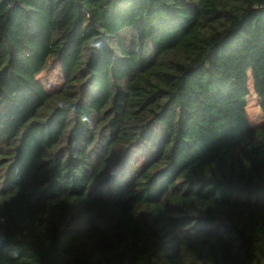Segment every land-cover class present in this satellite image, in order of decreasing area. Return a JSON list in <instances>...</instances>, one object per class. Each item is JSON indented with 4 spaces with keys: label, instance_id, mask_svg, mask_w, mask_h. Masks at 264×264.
<instances>
[{
    "label": "trees",
    "instance_id": "1",
    "mask_svg": "<svg viewBox=\"0 0 264 264\" xmlns=\"http://www.w3.org/2000/svg\"><path fill=\"white\" fill-rule=\"evenodd\" d=\"M252 91L264 0H0V264H264Z\"/></svg>",
    "mask_w": 264,
    "mask_h": 264
},
{
    "label": "rangeland",
    "instance_id": "2",
    "mask_svg": "<svg viewBox=\"0 0 264 264\" xmlns=\"http://www.w3.org/2000/svg\"><path fill=\"white\" fill-rule=\"evenodd\" d=\"M41 80L50 91H55L61 84L60 70L59 68L51 69L44 74L40 75ZM247 116L251 123L259 125L264 120V116L261 112L258 98L252 91L251 96L247 101Z\"/></svg>",
    "mask_w": 264,
    "mask_h": 264
}]
</instances>
